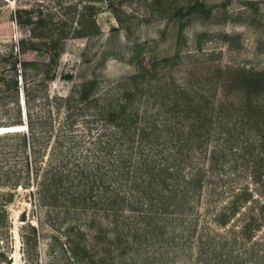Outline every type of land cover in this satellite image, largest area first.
Returning a JSON list of instances; mask_svg holds the SVG:
<instances>
[{
    "label": "rangeland",
    "instance_id": "1",
    "mask_svg": "<svg viewBox=\"0 0 264 264\" xmlns=\"http://www.w3.org/2000/svg\"><path fill=\"white\" fill-rule=\"evenodd\" d=\"M0 264H264V0H0Z\"/></svg>",
    "mask_w": 264,
    "mask_h": 264
},
{
    "label": "bare ground",
    "instance_id": "2",
    "mask_svg": "<svg viewBox=\"0 0 264 264\" xmlns=\"http://www.w3.org/2000/svg\"><path fill=\"white\" fill-rule=\"evenodd\" d=\"M16 129L18 130L23 129V124L11 125V126H0V134L10 133L9 131L16 132Z\"/></svg>",
    "mask_w": 264,
    "mask_h": 264
}]
</instances>
